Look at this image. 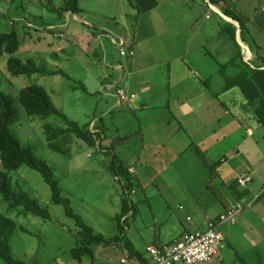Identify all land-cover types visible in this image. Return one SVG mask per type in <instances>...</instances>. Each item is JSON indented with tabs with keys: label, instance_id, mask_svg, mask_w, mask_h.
Segmentation results:
<instances>
[{
	"label": "crops",
	"instance_id": "obj_1",
	"mask_svg": "<svg viewBox=\"0 0 264 264\" xmlns=\"http://www.w3.org/2000/svg\"><path fill=\"white\" fill-rule=\"evenodd\" d=\"M195 2L203 9V19H210L208 10L213 7L208 1L186 0L185 4H192L194 8ZM155 3L156 0H131L134 13L129 15L131 20L125 17L130 21L127 28L125 20L109 24L85 16L83 19L87 25L100 29V40L103 36L110 39L118 50L117 42L121 39L128 48L134 49V53L137 43L148 46L147 33L155 28L164 32V42L171 43L166 40L167 36L173 39L172 53L169 49L168 54L164 52L165 57L150 51L130 57H121L118 52L114 58L111 56L113 50L104 52V63L108 68L103 70L106 81L102 82L101 88L117 80L116 85L127 94H134L131 99L120 102L112 88L115 102L128 105L139 121L141 144L136 160L128 168H135L133 174L143 189L144 200L152 201L156 197L165 200L152 210L154 226L149 244L170 243L194 228H204L208 220L215 219L227 208L238 206L234 222L220 227L224 246L217 264H226L224 248L231 249L242 264H248L247 258L253 259L254 264H264V125L256 120L255 109L243 94L241 98L236 93H229L234 88L240 91L238 86L232 85L238 67L230 65L236 47L224 31L230 21L222 18V23L219 22L225 37L220 36L224 40L221 47L224 59L221 63L215 60L223 83L218 90L209 87L212 67L204 64L200 71L189 61L193 52L210 53L208 43H216L213 37L202 38L205 24L196 18L195 8L194 12L181 9L179 0ZM227 3L233 17L240 18L245 24L248 61L254 58L263 64L264 0H227ZM159 11L164 12L160 22L152 15ZM183 13L188 14L184 21L179 18ZM231 19L237 27V20ZM175 29L176 33L169 32ZM213 29L218 38L216 27ZM114 32L116 37L110 35ZM56 54L55 59L59 57V53ZM215 54L218 55L217 46ZM241 54L244 55L242 49ZM158 58L161 64L152 66L149 61ZM250 66L253 70L249 71V77L264 100V68ZM90 70L87 68L83 72L90 74ZM122 80L125 86L120 84ZM255 102L259 107L258 98ZM90 129L94 130V127ZM189 154L193 161L188 158ZM202 170V181L196 185V177ZM241 174L251 177L244 187L237 183V176ZM133 182L134 195L137 187ZM135 207L134 211L130 210V217L139 214ZM122 259L121 263L127 264V260ZM136 261L142 264L137 257Z\"/></svg>",
	"mask_w": 264,
	"mask_h": 264
},
{
	"label": "rangeland",
	"instance_id": "obj_2",
	"mask_svg": "<svg viewBox=\"0 0 264 264\" xmlns=\"http://www.w3.org/2000/svg\"><path fill=\"white\" fill-rule=\"evenodd\" d=\"M18 1L0 0V13H3V16H0V32L9 30L10 21L15 20L13 28L18 32L20 39V45L13 55L23 61L33 58L38 64L44 63L48 69H61L76 82L80 81L85 89L61 74L12 75L6 67L8 54L4 53L0 60V89L14 98L20 114L19 120L12 125V128L22 144H33L36 155L49 164L53 177L61 188V196L69 199L74 213L90 226L94 233L102 234L105 238L119 235L116 215L121 212L123 201L127 197L121 180L116 175V163L125 170L134 163L141 144L140 127L132 109L128 105L115 102L112 88L116 90L119 87L116 85L117 80L110 85L104 84L101 88L102 82L106 81L103 70L108 68L104 63V52L113 50L111 56L117 58L119 52L117 46L112 44L110 39L106 40L104 36L100 37V40L98 35L100 29L87 25L83 19L86 17L109 24L126 18L131 20L129 15L133 16L134 13L131 0H79L81 10L77 13L66 12L62 18L48 11L40 0H20L23 2L22 7H19ZM179 1L181 9L194 12L195 8L196 18L205 24L202 38L213 37L216 40L215 44L208 43L211 45L208 47L210 53H204V50L195 51L189 61L200 71L204 64L212 67L209 87L219 90L223 83L220 72H217L219 68L215 60L218 59L221 63L224 59L221 49L224 40L220 36L225 37V33L221 32L219 27L223 17L210 9L208 10L210 19H203V9L197 2L194 3L193 8L192 4L191 6L185 4L186 0ZM53 2L57 7L62 4V0ZM165 2L166 0H156L155 4ZM211 6L212 9L221 11L218 6ZM163 14L164 12L159 11V13L153 12L152 15L160 22ZM187 17L188 14L183 13L179 18L184 21ZM24 19L35 22L38 28L27 27L25 32V27L22 26ZM127 20H125L126 28L130 22ZM45 24L54 26L55 29L49 30ZM173 26L177 28L175 23ZM214 27L218 32V38L214 35ZM57 28L64 32L63 39L53 36V31L58 30ZM154 30L147 33L150 41L147 43L148 46H143L145 50L137 43L135 53L133 48H129L131 53L126 50V55L130 57L139 52L148 54L152 51L158 56L165 57L163 54L164 52L168 54L169 49L172 53L173 39L167 36L166 40H171V43L164 42L162 29ZM171 31L176 33V29L169 32ZM110 35L116 37L117 33ZM239 38L242 40L240 35ZM163 46L165 49L162 48ZM216 46L218 55L215 54ZM58 47L63 49L58 50ZM53 52L59 53L57 59L55 57L53 59L51 55ZM160 60L158 58L149 62L152 66H157L161 64ZM243 60L247 61V57L243 56ZM87 68L91 69L90 74L83 72ZM214 72L216 74L213 76ZM200 78L204 79L202 75ZM31 84L44 87L55 107L64 112L69 119L77 121L79 125L89 123V128L98 126L102 130L100 135L103 137L95 145H90L73 136L65 153L52 150L47 145L44 123L63 127L66 125L56 116L28 115L23 110L18 101V92L22 87ZM120 84L125 86V81L122 80ZM229 93L243 97L241 91L235 88ZM188 158L194 160L190 154ZM196 159L199 161V158ZM0 170H3L1 162ZM9 175L14 188H21L36 197L50 214L49 219H43L30 213L22 214L21 209L9 210L7 202L0 195V211L13 218L18 224L10 240L11 253L15 259L25 264H122L121 259L125 258L127 264H138L136 257L131 255L128 247L123 244L125 241L131 242L143 256L148 257L145 247L152 242L154 226L152 210L165 200L162 197H156L152 201L144 200L143 189L135 175L133 184H136L137 193L131 195L128 204H134L139 214L130 217L129 210L120 218L121 223H125L124 236L117 239L120 241L109 244L94 243L91 245L92 253L84 254L80 260L73 258L71 254L72 249L76 247L80 228L76 225L75 219L65 213L62 204L53 202L49 185L41 173L22 165L17 170L10 171ZM162 177H159V180ZM202 178L203 170L196 177L195 184L201 182ZM21 226L26 228L27 232L22 231ZM163 227L162 223L161 229ZM224 253L227 254L226 264H242L231 249L224 248ZM247 262L254 264L251 258H247ZM0 264L6 263L0 258Z\"/></svg>",
	"mask_w": 264,
	"mask_h": 264
},
{
	"label": "trees",
	"instance_id": "obj_3",
	"mask_svg": "<svg viewBox=\"0 0 264 264\" xmlns=\"http://www.w3.org/2000/svg\"><path fill=\"white\" fill-rule=\"evenodd\" d=\"M15 2L16 0H11ZM44 7L53 13H56L59 18H62L64 13L72 12L77 13L81 10L79 0H62V4L57 7L54 5V0H40ZM218 6L225 16L234 18L239 23L240 37L245 41V24L240 18L233 17L229 10L227 0H207ZM19 7H22L23 2L18 1ZM17 12V11H16ZM3 16V13H0ZM22 19V18H21ZM23 20V19H22ZM15 20H11V28L7 31L0 32V60L4 53H7L6 67L8 72L12 75H31L34 73L40 75H53L61 74L66 78L76 82L69 74H66L61 69H48L44 63H37L33 58L21 60L13 54L17 51L20 45L18 32L13 28ZM22 26L38 28L35 22L24 19ZM49 30L55 29L54 26L45 24ZM58 29V28H57ZM224 31L233 40L236 47V54L230 61L231 66H237L238 71L233 75L235 81L232 85L238 86L241 93L245 96L249 105L255 109L254 114L256 120L264 125V100L259 92H257L252 80L249 77V71L253 70L250 65L263 66L262 62L250 59L249 61L243 60L241 54V45L236 39V26L227 22L224 26ZM57 33H62V36H57ZM56 35V36H55ZM53 36L63 39L64 32L61 29L54 30ZM53 58L57 57L56 52L51 53ZM248 84V86L246 85ZM76 85L85 89L82 83L76 82ZM258 98L260 105L256 106L255 99ZM18 101L23 110L28 115H38L40 117H47L53 115L58 117L66 126H53L50 123H44L45 138L47 145L54 151L65 153L67 145L70 143L72 137L84 140L90 145H95L103 136L100 135L102 130L98 126H94V130L89 128V123L79 125L75 120L69 119L64 112L55 107L50 95L44 87L31 84L22 87L18 92ZM20 118L19 110L15 104L14 98L0 89V162L3 170H0V195L2 199L7 202L8 209H21L22 214H32L39 216L43 219H49L50 214L46 207L42 206L39 200L31 196L23 189H16L13 187L12 179L9 175L10 171L17 170L20 166L26 165L43 176L45 182L49 185L51 191V199L53 202L62 204L65 208V213L75 219L76 225L80 228L77 234L76 247L71 251L73 258L80 260L84 254H91V245L97 242L109 244L124 236V224L121 223L120 218L124 216L129 210L134 211V205L128 204L129 197L124 199L121 212L116 215L117 229L119 235H114L110 238H105L102 234L94 233L90 226L86 225L81 218L74 213L69 204L67 197L61 196V188L58 181L53 177L52 169L49 164L42 158L38 157L35 153L33 144H22L17 134L14 132L12 125ZM116 163V175L121 180L122 188L130 189L131 183H125L129 180L130 175L123 167H118ZM18 227L16 221L8 216L6 213L0 211V258L6 264H25L21 260H17L11 253V235ZM22 231L27 229L23 226L20 227ZM130 250V254L136 256L139 260L144 261L142 254L135 250L129 241L123 242Z\"/></svg>",
	"mask_w": 264,
	"mask_h": 264
},
{
	"label": "built area",
	"instance_id": "obj_4",
	"mask_svg": "<svg viewBox=\"0 0 264 264\" xmlns=\"http://www.w3.org/2000/svg\"><path fill=\"white\" fill-rule=\"evenodd\" d=\"M56 35L62 36V33ZM117 45L121 56H127L126 50L131 53L122 39L117 42ZM244 54H247L246 51ZM115 91L120 102L134 96V94H127L121 87L116 88ZM250 179L248 174H241L237 176V183L244 187ZM235 208H227L217 218L208 220L204 228H194L170 243L147 245L145 250L148 257H145L142 264H217L220 260V251L224 246L220 227L225 223L234 222L235 214L240 207ZM124 261L122 259V262Z\"/></svg>",
	"mask_w": 264,
	"mask_h": 264
},
{
	"label": "clouds",
	"instance_id": "obj_5",
	"mask_svg": "<svg viewBox=\"0 0 264 264\" xmlns=\"http://www.w3.org/2000/svg\"><path fill=\"white\" fill-rule=\"evenodd\" d=\"M208 4H212V3H209L208 2ZM212 5H214V4H212ZM213 10H215V9H213ZM217 11V10H216ZM218 12V11H217ZM220 12H222V11H220ZM230 18V17H229ZM228 21V20H227ZM231 22V21H230ZM236 22V24L238 25V22L237 21H235ZM238 27H239V25H238ZM239 35H240V29H239ZM237 36V35H236ZM237 39V38H236ZM242 42H243V44H245L244 43V41L243 40H241ZM240 44V43H239ZM241 45V44H240ZM246 46V45H245ZM247 47V46H246ZM243 48L242 46H241V49L243 48L244 50H243V52L244 51H246V53L247 54H244L243 56L244 57H247V61H248V53H249V49H248V47L247 48ZM116 92V91H115ZM116 95V94H115ZM127 172L129 173V175H130V178H129V180L127 181V180H125L124 182L125 183H131L132 184V182H133V176H134V172H135V168L132 166V167H129V168H127ZM118 177V179H119V176H117ZM124 193H125V196H127V197H129L130 198V196H131V194L133 193V188L131 187L130 189L128 188V189H125L124 190ZM217 218V217H216ZM222 233V232H221ZM180 238V237H179ZM223 240V239H222Z\"/></svg>",
	"mask_w": 264,
	"mask_h": 264
},
{
	"label": "water",
	"instance_id": "obj_6",
	"mask_svg": "<svg viewBox=\"0 0 264 264\" xmlns=\"http://www.w3.org/2000/svg\"><path fill=\"white\" fill-rule=\"evenodd\" d=\"M218 13H219L224 19L233 22V20H232L231 18H229L228 16H225L222 12L218 11ZM236 35H237V36H236L237 40H239L238 42L241 44V46H242L243 48H245V47H246L245 44H243V42H242V41L240 40V38H239V27H238V25H237V27H236ZM246 48H247V47H246Z\"/></svg>",
	"mask_w": 264,
	"mask_h": 264
}]
</instances>
